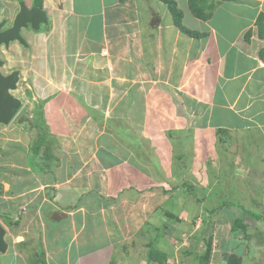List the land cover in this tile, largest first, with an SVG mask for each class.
<instances>
[{
	"label": "crops",
	"instance_id": "crops-1",
	"mask_svg": "<svg viewBox=\"0 0 264 264\" xmlns=\"http://www.w3.org/2000/svg\"><path fill=\"white\" fill-rule=\"evenodd\" d=\"M23 1L28 7L34 5L33 0ZM189 2V0H172L170 4L182 13L181 23L186 28L205 32L206 35L194 37L183 33L175 28L176 26L172 29L175 31H173L174 36L170 39L179 46L182 42L185 43V46L191 45L186 48H190L188 57L195 56V58L184 65L183 69L178 68L177 75H174L176 79H179V82L181 81L175 86L182 91V94L177 93L174 85L169 88L165 87V80L159 82L165 100L156 98L158 100L156 111L162 119L148 118L147 115V118L141 121L144 128L143 134L136 132L145 139L143 143L149 145L146 147H149L152 160L156 162L157 166L153 162L143 164L151 165L159 170L156 156L161 155L159 154L160 149L157 152H154V149L163 145L168 129L179 131L182 129L186 139L189 130H185L193 125L199 134L200 143L209 141L218 143L222 142V139H227L226 145H224L227 150L228 142L232 143L235 138L236 140L244 139L247 144H245L243 152L240 156L234 154L232 157V174L230 176L232 182L229 186L238 191V195L234 197L237 201L243 197L241 203L246 206L264 207V0H194V5L199 9L197 12L204 15L206 19H202L199 17L200 15L195 16L189 9ZM6 7V1L0 0V11ZM8 7L12 8L10 12H13V17H15L19 10L17 0H13ZM39 8L45 11L47 21L41 23L37 32L31 31L30 28L22 29L21 35L26 39L25 46L12 42L9 47L11 46L12 50L23 54L25 59L28 57L31 69H33L32 66H36V69L28 73L25 78L27 86L24 91L33 93L36 96L35 100H42L44 97L47 100L44 106V117L46 127L50 129L48 135H52L53 140L65 139V141H69L70 138H66L62 133L64 129L69 128L66 125L67 122H64L62 114L68 110H72L73 118L84 119L83 116L87 115L94 124L102 123L93 120L90 110L95 112V116H98V113L103 115L104 113L86 102L84 100L86 91L81 90L85 81L82 79H94L93 72L97 68H103L107 73L106 77L107 75L111 77L110 75L115 72V78L104 82L105 89L100 91L101 94L105 91L116 94L115 98L119 101L117 109L118 111L125 110V113L129 107L137 105L140 101L138 97L133 98L138 90L133 78L138 77L139 74H127L126 64H122L120 61L125 62L128 58L138 60L139 56L143 60L145 57L143 61L148 60V69L143 67L146 78L165 76L163 73L158 75L160 73L157 70L160 68L153 62L162 60V56L165 55V53L156 50L155 41L158 45L165 42V26L169 27L170 25H165V18L170 17L168 10L171 7L168 2L164 0H40ZM220 14L223 16L221 17ZM186 37L187 39H185ZM186 49H183L184 52H180L184 58L183 62L186 60ZM171 52H174V49ZM15 56L17 57V55ZM12 59L16 60L14 57ZM111 62H118V68L115 71L111 70L113 73L108 74L106 67ZM16 64L19 65V62L17 61ZM161 69L164 67L161 66ZM63 75L67 79L61 85H57V81L63 78ZM53 77L56 80H52ZM191 78L193 80H190ZM109 81H111L110 84ZM110 93H106V95H110ZM130 93H132L131 98L124 102L123 96ZM70 94L73 103L68 105L69 97L67 98V95ZM37 95L42 96L38 98ZM166 102H170V104L165 113L162 105ZM142 110L143 107L140 106L138 112ZM104 117L106 116L104 115ZM177 122L182 125L177 126ZM135 123L138 122L135 121ZM158 124L163 126L161 130ZM164 130L165 134H163ZM79 148H71L65 155L69 159L77 156L81 158ZM232 153L234 152L232 151ZM23 162L27 169L23 172L25 174L30 172L37 180L35 175H39L40 172L29 169L25 161L12 162L11 164L21 165ZM61 166L65 168L64 173L61 174V171L56 170V172H52L51 177L46 176L44 181H38V184L33 182L34 186L32 187L35 188L31 187L32 190L37 189L40 192L37 193L35 199L29 195L26 196L27 191H20L25 183L18 181L19 183L14 182L11 185L14 186L16 201L15 203L8 201V205L11 207L12 204L14 209L26 205L29 210L32 209L29 215L35 216V221L36 218L41 217L48 223V232L42 230L39 233L37 230L36 237L41 238L37 243L38 248L43 246L44 254L50 253V259H52V254L53 256L57 255V258L64 260L62 264H110L111 261L114 264H124L125 257L130 262L134 261L132 257L122 255L131 253V250H135V255L138 258L139 253L136 247L130 250L127 248L126 252L123 247L106 245L105 233L110 232L108 235L110 237L113 234L117 237L119 234L118 231H108L106 228L104 211H107L108 208L111 209L112 204L102 196L99 197L101 200L95 198L93 202L80 199L81 192L87 188L88 175L92 171L94 176L101 174L103 171L101 166L97 165L96 168L83 164L84 172L80 174L77 172L79 168L68 167L67 164H61ZM122 172L124 170L118 172V182H116V178L113 185L110 182L105 184L103 182L104 185L99 184V189L101 191L106 189L110 192L113 189L114 196L118 195L117 198H120L123 188L126 199H120L122 207L126 200L134 205L138 189L127 184L126 180L121 178ZM45 173L47 172L43 174ZM105 176H107L106 180L112 178L107 174ZM97 178H100V175ZM142 182L150 184L149 187L145 185L144 191H151V185L154 182L149 181L148 178H144ZM125 184L128 186H126L127 191L126 187H123ZM31 185L32 183H30ZM202 187L209 190L206 195L211 193V199L204 201L206 204L210 202L211 210L212 207L214 209L212 214L216 215L220 210L224 213H222L223 218H226L230 213H235L234 218L239 217L236 215L238 211L239 215H245L239 209L225 208L223 200L213 203L216 200L212 195V191L215 190L213 183L202 185ZM161 190L165 193V188ZM132 195L134 198L130 202ZM111 201L115 203L119 199ZM231 204L233 203L230 202L229 205ZM90 206L97 208V220L102 223L103 227L100 230H83L86 227L85 212H88L86 207L90 209ZM123 208L119 207V210L123 211ZM59 209L65 213L64 217H50ZM64 209H68V211ZM198 212L201 210L199 209ZM48 214L49 217H47ZM212 214L206 213L209 216ZM4 218L5 216L2 219ZM18 219L21 218L15 219L14 224ZM216 219H218L217 216L209 221ZM259 219L257 218V220ZM243 220L248 223L251 221L248 217L247 220ZM77 223L81 228L79 230H75ZM2 224H4L3 220ZM8 225L4 224L8 248L6 252L0 253V264H30L24 256H21L22 251L19 250V247L22 246H17L18 242L24 240L23 237H20L19 233L21 232L16 234L9 231ZM9 237H11V241H9ZM14 237H19V240L15 241ZM26 237L29 236L26 235ZM29 238H33L32 235ZM117 238L121 239L120 236ZM24 245L28 246L29 242ZM37 249L36 253H38ZM36 259L39 262L38 258ZM39 264L42 263L39 262Z\"/></svg>",
	"mask_w": 264,
	"mask_h": 264
},
{
	"label": "rangeland",
	"instance_id": "rangeland-1",
	"mask_svg": "<svg viewBox=\"0 0 264 264\" xmlns=\"http://www.w3.org/2000/svg\"><path fill=\"white\" fill-rule=\"evenodd\" d=\"M1 1H6L7 7L1 10L3 12L0 11V21L5 20L6 26H10L14 18V13L10 12L12 8L8 6L11 5L13 0ZM168 11L170 17L165 18V25H170L169 27L165 26V44L162 42V44L160 43L158 45L157 41H155L156 50L165 53V55L162 56V60L153 62L160 68V70H157V72L160 73L158 75L163 73L165 76L146 78L143 67L148 69V60L144 62L143 60H145V57L143 60L139 56L138 60L128 58L125 62L120 61L122 64H126L127 74H139L138 77L133 78L134 84H137L138 89L136 94L133 95V98L136 99L138 97L140 101L137 105L129 107L127 113H125V110L118 111L117 108L119 105L117 103L119 101L115 98L116 94L106 91L101 94L100 91L101 89H105L104 82L115 78V72L113 73L111 70L115 71L118 68V62H111L106 67L108 74L111 72L113 73L110 75L111 77L108 75L106 77L107 73H105L103 68H97V70L93 72L95 76L94 79H82L85 80L82 84L83 87H81V90L86 91L84 93V100L89 102L90 105H94L96 107L95 109L103 112L107 119H111L112 125L118 127L128 125L138 134H143L144 128L143 122L141 124V121H144V118L162 119L158 111H156L158 106V100H156V98L163 99L164 95L163 91L160 89L159 82L161 83L165 80V87L167 88L181 83L179 79L174 77V75H177V69L180 68L181 70L184 65H187L195 58V56L188 57L190 48H186L191 45L185 46V43L182 42L183 45L180 44L179 46L170 39L174 36L173 31L175 30L172 31L173 27L176 26L175 28H178L175 23L180 22V18L177 16V13L180 11L173 8ZM220 16L222 17L223 15L220 14ZM31 31L37 32V30L32 29ZM28 32L27 34L30 33ZM23 39L26 41L24 36ZM185 39H187V37ZM10 47L6 49L4 46H1L0 58L4 61V65L1 69L4 74L14 70H18L19 73H21V80L17 86V90L13 92V95L22 101V106L9 124H0V223L2 224V218L5 216L10 223V225H8L9 231H13L16 234L21 232L19 233L21 234L20 237H23L24 240L20 242H29L28 246L20 243L19 246L22 247H19V250L22 251L21 256H24L30 264H39L36 258H38V260L40 258L36 257V249L38 248L37 243L41 238L39 239L36 237L37 230L39 233H41L42 230H44V232L47 231V229H49L47 228L48 223L41 217H38V215V219L36 218L35 221V216L29 215L32 209L29 210L26 205L19 206L16 209H14L15 207L12 208V204L11 207L8 205V201L11 203H15L16 201L14 198V196H16L14 195V186L11 185L18 181L20 183H25L20 191H27L26 196L29 195V197L35 199L37 193L40 192L37 189L32 190V188H35L32 187L34 186L33 182L38 184V181H44L46 176L51 177L52 172H56V170L61 171V174L64 173L65 168L61 166V164H67L68 167L73 166L74 168H79L77 170L79 174L84 172L82 169L83 164L87 167H96L100 165V168L103 169L101 174L94 176V172L92 171L88 175L87 188L85 191L81 192L80 199L93 202L95 198L101 200L99 197L102 196L112 204L111 209L107 207V211H104V214H106V228L108 231H118L119 234H117V237L120 236L121 239L115 237L114 234L110 237L108 236L110 232H107L108 234L105 233L106 235H104L106 245L123 247L126 252L128 251L127 248L130 250L136 247L139 253L138 258L135 255V250H131L129 254H122L123 256L132 257L134 260L130 262L126 260L127 258L125 257L124 264H146V261L148 263L150 262L149 264H228L227 257L230 254L238 256L239 264H264V207L255 205L246 206L244 203H241L243 197L237 201L234 197L238 195V191L233 190L234 188L231 189L229 186L232 182L230 179L233 164L232 157L234 154L237 156L241 155L245 144H247L244 139L236 140L235 138L232 143L228 142L227 145H229L230 149L228 148L227 150L224 148L227 139H222L223 141L218 143L214 141L200 143L198 138L199 134L193 125H190V127H188L189 129L186 128L185 131L189 130L186 139L183 136L185 132L182 133V129L178 131L177 134L171 136L165 134L164 130L163 134H165V141L163 145L156 150L154 149V152L160 149L159 154H161L156 156L159 164V170H156V168H153L151 165H144L143 163H145V160L142 157H139L140 159L137 158L132 149L123 145L124 143L120 142V140L118 141L116 135H111L108 131L109 120H104L100 124H94L87 115L83 116V120L78 119L79 117L73 118L74 114L71 115L72 110H68L62 114L64 115V122H67L66 125L69 128H66V130L64 129L62 133L66 138L69 137L70 139L68 142L65 141V139H61V141L57 139L55 141L52 135H48L50 129H47L45 123L44 106L47 100L44 99L45 97L42 100H35L36 96L33 93L24 91L25 86H27L25 78L28 73L36 69V66H32L33 69H31V64L29 63L30 59L28 60V57L25 59V56H22L23 54H19ZM173 49L174 52H171ZM183 49H186V60L184 62L183 55L181 54ZM15 55H17V57ZM13 57L16 60H13ZM17 61L19 65L16 64ZM161 66H163L164 69H161ZM65 79L67 78L63 75V78H60L56 84L61 85ZM52 80H56V78L53 77ZM190 80H193V78ZM59 82L60 84H58ZM108 83L110 84L111 81ZM111 87L113 88V85ZM175 89L178 91L177 93L182 92L176 86ZM106 93H110V95H106ZM41 96L37 95L38 98ZM131 96L132 93L124 95L123 101L127 102ZM68 97L69 100L67 104L69 105L73 103V98L71 94L67 95V98ZM43 100H45L44 103L42 102ZM163 100H165V98ZM135 102L137 101L135 100ZM169 104L170 102H166L162 105L164 112H167L166 109L169 107ZM113 106H116V108H113ZM140 106L143 107V110L138 112ZM78 111L80 112L79 109ZM165 113H163L164 116H166ZM135 120L138 123H135ZM176 125L181 126L182 124L177 122ZM162 127V125H159L160 130ZM38 136L43 139L42 145H44L40 155L35 159L34 150H31V145ZM144 141L145 139L142 140L141 143ZM142 145V151H145ZM145 146L149 145L145 144ZM76 147H81L79 148L81 158L77 156L69 159L65 154L69 153L71 148L75 149ZM228 151L229 153H227ZM232 151L234 153H232ZM139 155L144 156V152H140ZM19 161H25L26 165L32 171L40 172L41 175H35L37 180L33 178L34 175H31L30 172L29 174L23 172V170H27L24 162L21 163V165L11 164L12 162ZM120 169L122 171L124 170L121 178L125 179L127 184L135 186L136 189H138V192L135 194V199L137 200L136 202L134 201V205L128 203L126 200V202L124 201V206L128 205L125 208H123L124 206L122 207L120 202V199L125 198L123 194L125 190H123V188L120 198H117L118 195L116 197L114 196L113 189L112 192L106 189L104 191L99 189V184H103V182L104 184L110 182L113 185L115 178L116 182H118V172L121 171ZM44 172L47 173L43 174ZM105 174L112 176V178L106 180L107 176H105ZM99 175L100 178H97ZM144 178H148L149 181L154 182L151 185V191H144L145 185L148 187L150 186V184H144L142 182ZM29 181L32 183L31 186ZM188 182L191 183V188H188ZM209 183H213L215 189L212 191V195H214L213 198L216 199L213 203L223 200L225 202V208L239 209L245 213V215H239V211L236 215L245 220H247V217L250 218L251 221L247 229L249 234H251L250 237L245 240H232V238H229L228 230L232 219L235 217V213H227L229 215L223 218L224 213L220 210L216 215L212 214L210 216L202 212L204 206L208 205L210 207V202L206 204L204 200H210L211 193L206 195L208 189L206 190V187H202V185L206 186ZM176 185L179 186L173 188V186ZM126 186L125 184L123 187ZM127 187L125 188L126 191L128 190ZM163 188H165V193L161 190ZM104 194L107 195L105 196ZM133 198L134 195L130 196V202L133 201ZM113 199H119V201L112 203L111 200ZM230 202L233 204L229 205ZM211 205L214 206V204ZM119 207L124 210L120 211ZM86 209L88 210L87 213L85 212L86 216L84 217L86 227H84L83 230L90 231L102 229V223L97 220V208L95 209L93 206H90V209L89 207H86ZM199 209L201 212H198ZM64 210L68 211V209ZM249 210L251 211L249 212ZM81 213L80 210V214ZM64 215L65 213L62 212V209H59L50 217L54 216L59 218L64 217ZM206 216L210 217V219H214L217 216L218 219L210 221V223L208 221L205 223L200 221L201 219L203 220V218H207ZM19 217L21 219L16 221L17 224H14L13 221ZM47 217H49V214ZM257 218L260 219L257 220ZM3 223L6 224L5 222ZM4 224L2 225L4 226ZM79 229L81 228L77 223L75 230ZM162 230H164V233ZM26 235L29 237L32 235L33 238L26 237ZM9 238V241H11V237ZM207 239L211 241L210 247L207 245ZM230 239L232 241H239L235 249H231V244H228L227 241ZM14 240H19V237H14ZM73 242L78 245L77 242ZM153 242L156 243L155 245L159 255L161 254L162 258L160 257V259L162 262L160 260L150 261L147 257V247ZM23 245L25 246L24 248ZM232 246H234V244H232ZM40 249L43 252V246L39 247L37 250L40 251ZM50 256V253L44 254L42 264H62L64 262L61 258H57V255L53 256L52 254V259H50ZM110 264H114V262L111 261Z\"/></svg>",
	"mask_w": 264,
	"mask_h": 264
},
{
	"label": "trees",
	"instance_id": "trees-1",
	"mask_svg": "<svg viewBox=\"0 0 264 264\" xmlns=\"http://www.w3.org/2000/svg\"><path fill=\"white\" fill-rule=\"evenodd\" d=\"M166 2H168L169 6L171 7V9L173 8L172 7V4H170V1L172 0H164ZM189 6H190V11L195 15V16H198L200 15L199 17H201L202 19H206L204 15L198 13L197 11L199 10L197 8L196 5H194V0H189ZM193 1V2H192ZM33 4L40 7V0H33ZM175 9V8H173ZM176 10V9H175ZM178 10V9H177ZM180 18V22H176L175 24L177 25V27L189 34V35H192L194 37H198V36H205L206 33L205 32H198L196 30H191V29H188L186 28L181 22H182V13L181 12H178L177 13ZM45 100H43L42 102L44 103ZM41 103V104H43ZM90 113H91V116L93 117V120L95 121H99V122H102V121H106V120H109V123H108V131L111 133V135H116V138L117 140L120 142H123L126 147L132 149V151L134 152V154L136 155L137 158L139 157H142L144 160H145V163H154V165L157 166L156 162L154 160H152V156L149 152V149L145 146L144 143H141L142 140H144L141 136H139L134 130L131 129V127L127 126V125H123L121 127H118L116 125H112L113 123L111 122L112 120L111 119H107L106 117H104L103 114H100L98 113V116H95V112L91 111L90 110ZM179 130H170L168 129L166 134L168 136H171L173 134H177ZM43 135V134H42ZM42 141L43 139H41L40 136L37 137V139L33 142V144L31 145V150L33 149L34 150V158L36 159L39 155H40V152H41V149L43 147L42 145ZM143 144V145H142ZM141 145L143 146L144 150L145 151H142V147ZM46 147V146H44ZM140 152H144V156H140ZM140 159V158H139ZM37 161H40V160H37ZM45 170V169H44ZM188 188H191L192 185L191 183L188 182ZM179 185H176V186H173L174 187H178ZM198 187V186H197ZM206 207V208H205ZM202 212L204 213H214V209L212 207V210H211V207H209L208 205L207 206H204V208L202 209ZM207 217V216H206ZM210 218L207 217V218H203V223L205 222H209L210 223ZM3 222H5L6 224H9V221L8 219L5 217L3 219ZM15 224H17V222H15ZM249 228V223L248 222H245L242 218L240 217H236L232 220L230 226H229V230H228V234H229V238H232V240H245L247 239L248 237L251 236V234H249L248 232V229ZM162 232L164 233V230H162ZM234 238V239H233ZM231 239L228 242V244L230 243L231 244V249H235L236 245L239 244V241H232ZM21 242H18L17 243V246L20 245ZM21 244H25V243H21ZM156 243L153 242V243H150L149 247L148 248V252H147V257L149 258V260H160L162 262V260L160 259L161 257V254L159 255V252L156 248ZM232 244H234V246H232ZM207 245L210 247L211 246V241L210 239H207ZM207 249L209 250V248L207 247ZM210 252V251H209ZM149 254V255H148ZM43 252L42 250L40 249V251H38V253H36V257H39V262H43L42 259H43ZM162 258V257H161ZM150 263V262H149ZM147 261H146V264H149ZM227 263L228 264H239V259H238V256H236L235 254H230L228 257H227Z\"/></svg>",
	"mask_w": 264,
	"mask_h": 264
},
{
	"label": "water",
	"instance_id": "water-1",
	"mask_svg": "<svg viewBox=\"0 0 264 264\" xmlns=\"http://www.w3.org/2000/svg\"><path fill=\"white\" fill-rule=\"evenodd\" d=\"M19 11L15 15L11 25L5 29V20L0 21V47H7L10 42L17 41L24 45L25 40L21 30L28 27L38 30L41 23L47 21L46 13L39 7L32 5L27 7L23 0H19ZM4 61L0 58V68ZM19 71L14 70L7 75L0 72V123L8 124L21 106V100L15 97L11 91L17 88ZM5 228L0 224V253L6 252L8 243L5 240Z\"/></svg>",
	"mask_w": 264,
	"mask_h": 264
},
{
	"label": "clouds",
	"instance_id": "clouds-1",
	"mask_svg": "<svg viewBox=\"0 0 264 264\" xmlns=\"http://www.w3.org/2000/svg\"><path fill=\"white\" fill-rule=\"evenodd\" d=\"M17 2H19V0H17ZM18 5H19V3H18ZM25 5H26V4H25ZM35 6H36V5H35ZM27 7H28V6H27ZM37 7H38V6H37ZM18 11H19V10H18ZM16 14H17V13H16ZM13 19H14V18H13ZM7 27H9V26H6V24H5V26L3 27V29H5V28H7ZM28 28H30V27H28ZM30 29H32V28H30ZM33 30H34V29H33ZM22 37H23V36H22ZM13 42H17V41H13ZM11 43H12V42H10L9 45H10ZM17 43H18V42H17ZM18 44H20V43H18ZM25 44H26V41H25ZM25 44H24L23 46H25ZM9 45H8L7 47H5L4 45H2V46H4V47L7 49V48H9ZM21 45H22V44H21ZM0 51H1V47H0ZM0 55H1V54H0ZM3 64H4V63H3ZM2 66H3V65H2ZM2 66H1V67H2ZM0 72H1L3 75H7V74H9V73L4 74V73L2 72V69H1V68H0ZM10 73H11V72H10ZM20 80H21V73H19V80H18V82H17V86H18ZM16 90H17V88H16L15 90L11 91V93L13 94V92L16 91ZM14 96H15V95H14ZM15 97H16V96H15ZM17 98H18V97H17ZM21 106H22V101H21ZM21 106H20L19 110L17 111V113L20 111ZM17 113H16V114H17ZM16 114H15V115H16ZM15 115H14V117H15ZM134 116H135V115H134ZM14 117H13V118H14ZM13 118L11 119V121L13 120ZM11 121H10V122H11ZM135 121H136V120H135ZM10 122H9V123H10ZM9 123H8V124H9ZM0 124H2V123H0ZM131 129H132V128H131ZM132 130H133V129H132ZM0 224H1V223H0ZM1 225H2V224H1ZM2 226H3V225H2ZM3 227H4V226H3ZM5 231H6V229H5Z\"/></svg>",
	"mask_w": 264,
	"mask_h": 264
},
{
	"label": "flooded vegetation",
	"instance_id": "flooded-vegetation-1",
	"mask_svg": "<svg viewBox=\"0 0 264 264\" xmlns=\"http://www.w3.org/2000/svg\"><path fill=\"white\" fill-rule=\"evenodd\" d=\"M4 65V64H3ZM2 68V67H1Z\"/></svg>",
	"mask_w": 264,
	"mask_h": 264
}]
</instances>
